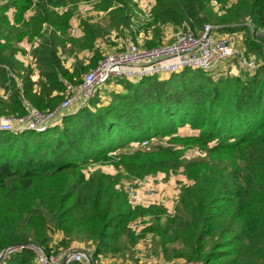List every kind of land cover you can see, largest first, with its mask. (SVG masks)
<instances>
[{
    "label": "trees",
    "instance_id": "1",
    "mask_svg": "<svg viewBox=\"0 0 264 264\" xmlns=\"http://www.w3.org/2000/svg\"><path fill=\"white\" fill-rule=\"evenodd\" d=\"M213 1L155 0L147 16L136 0H0V118L22 116L26 103L58 108L65 83L78 84L104 58L98 40L125 29L133 39L151 30L145 46L155 47L164 26L198 32L215 23L244 33L248 53L261 62L239 76L189 67L165 78L111 79L87 106L44 131L0 130V255L7 251L0 264H34V252L18 248L30 243L49 255L91 243L95 264L100 256H125L147 233L172 264H264V37L257 32L264 0H217L218 11ZM83 4L104 17L81 19L71 36ZM25 41L34 46L36 81L33 67L17 58ZM61 50L94 56L70 71ZM186 126L199 134L180 136ZM144 141L151 144L132 147ZM187 147L204 155L186 160L179 148ZM180 169L191 184L173 214L132 206L125 176ZM145 215L153 222L140 236L131 223Z\"/></svg>",
    "mask_w": 264,
    "mask_h": 264
},
{
    "label": "built area",
    "instance_id": "2",
    "mask_svg": "<svg viewBox=\"0 0 264 264\" xmlns=\"http://www.w3.org/2000/svg\"><path fill=\"white\" fill-rule=\"evenodd\" d=\"M153 6L151 5L149 9L143 11L145 15L149 16ZM213 6L217 10L220 8L217 0L213 1ZM249 27L253 31L250 24ZM257 32L259 36L264 37V28L258 29ZM244 41L242 32H223L209 24H206L198 32L188 29L185 33L180 34L174 42L155 47L141 45L129 35L117 50L105 55L95 68L83 75L78 84L65 83L67 94L58 108L52 111H40L30 103H26L25 113L22 116L0 118V130L44 131L61 120L71 110L76 108L80 110L84 107L111 79L132 80L133 77L140 79L160 72L172 73L188 66L211 71L229 62L231 64L236 62L241 69L253 73L261 62L255 54L248 53ZM150 144V141H144L141 144H134L132 147H148ZM126 190L130 200L137 195V190L134 187ZM149 192L153 195L159 191L157 188H149ZM148 241H151L150 236H148ZM18 248H27L34 252V264H62L64 260H66V264L73 262L89 264L88 255L74 248L55 255H49L42 247L31 243ZM8 252L10 253L12 250L9 249Z\"/></svg>",
    "mask_w": 264,
    "mask_h": 264
},
{
    "label": "rangeland",
    "instance_id": "3",
    "mask_svg": "<svg viewBox=\"0 0 264 264\" xmlns=\"http://www.w3.org/2000/svg\"><path fill=\"white\" fill-rule=\"evenodd\" d=\"M219 15H222V14H219ZM103 17H104V14L94 12L91 5H87V4L80 5L78 12L76 13L75 17L72 19V29L70 31V35L72 36L78 32L79 23L81 19H89L92 22H99L102 20ZM207 24L212 25L216 28H219L220 31L224 28V26H220L215 23H207ZM180 30L182 31V33L186 32V30H184L183 28H180ZM223 32H233V31H223ZM177 38L178 36L176 37V40ZM245 38L246 36L244 34V40ZM174 40L175 38L173 37V39H171L169 43L174 42ZM104 43H105L104 46L108 47L110 50L114 44V41H112L111 38H108L104 40L103 42H101V44H104ZM143 44L144 43H142L141 45ZM21 46H22L23 51L20 54L22 56H26V54H29V57L32 59V65H33L32 69L34 70V73H39V70L35 63V59L32 55V51L34 47L33 44L25 41L21 44ZM117 49L118 48L112 51H115ZM61 51H60V54L62 55V58L64 59L65 63H68L69 59L75 56L69 53H65L63 51L62 52L65 54H62ZM230 65H231V62L225 63L219 66L218 68L211 70L213 76L216 78L219 75L222 76V74H225L226 72L229 71L228 69H230L229 67ZM185 68H189V66L184 67L183 69ZM89 71H90L89 69L84 71L83 75H85ZM178 71H174L172 73H175ZM242 73L245 74L247 72H242ZM166 74H170V73L160 72L158 74L156 73L150 76L163 75V78H165ZM133 78L134 79L132 80H135V79L138 80L137 77H133ZM17 82L21 85V82L19 80H17ZM87 104L85 106H87ZM78 109L79 108L73 109L66 115L75 113L78 111ZM66 115H64L62 119L58 121H62ZM197 134H199V131L193 130L189 126L181 128L179 130L180 136L197 135ZM158 140H160V138H158ZM168 141L169 139L163 140L164 144H166ZM156 144H162V143H156ZM179 149L183 151L184 153L183 158L186 160L195 159L197 157L199 158L204 155L202 150H200L197 147H190V148L187 147L185 149L184 148H179ZM91 169H94V167ZM112 170L115 171V174L117 173L114 168ZM190 184L191 182L183 174L182 169L172 172L171 175L158 174L157 176L147 177L142 180L141 179H131L127 176H125L123 179V188L125 190L131 187H134L137 190V195L131 199V203L134 208L136 207L148 208L149 206H152V205H158V206H163L169 212L168 214H173L175 212V208L178 203V198L180 196L183 186L190 185ZM149 188H157L159 189L158 190L159 192L157 194L151 195L149 192ZM152 222H153V217L149 215H145V216L139 217L135 219L134 221H132L131 227L132 229L135 230L136 234L141 236L142 233L144 232L143 230L149 227L152 224ZM147 234L142 236L139 239L138 243H136V245L132 248L130 253L126 254L125 256H113V255L100 256L95 262V264H172L171 262L165 261L164 255L162 253V249L157 244V242L159 241V238L156 236V234L154 233H147ZM148 236L151 237L150 242L148 241ZM57 237L58 236H54V239H57ZM73 248L78 251L84 252L85 254L88 255L89 258H91L90 253L94 249V246L91 243H76L73 245ZM63 251L64 250L60 249L57 252V254ZM83 263L88 264L86 262H83Z\"/></svg>",
    "mask_w": 264,
    "mask_h": 264
},
{
    "label": "crops",
    "instance_id": "4",
    "mask_svg": "<svg viewBox=\"0 0 264 264\" xmlns=\"http://www.w3.org/2000/svg\"><path fill=\"white\" fill-rule=\"evenodd\" d=\"M136 1L139 3V7L142 11L149 9L151 5L155 4V0H136ZM215 10L217 11V9H215ZM129 33H130V31L128 29H125L121 33L120 32H114L109 37H107L106 39L111 38V40L114 41V44L110 50L108 47L104 46L105 43L101 44V42H103L106 39L98 40V42L96 44V48L99 49L102 56L104 57L105 55H107V53L113 52L112 50L118 48L123 43V41L129 36ZM180 34H182V31L179 28L174 27L172 25L164 26L163 27V44L169 43L170 40L173 39V37L176 40V37L179 36ZM152 38H153V33L151 30H149L147 32L142 31L136 36V40L140 44L144 43L143 45H145L147 42L151 41ZM109 46H111V45H109ZM93 56H94L93 52L84 51V52L79 53L78 55L71 57V59H69V62L64 63V64H65V67L67 69L72 71L74 66L76 65V63L78 61H81L84 63V65H87L90 63V60ZM17 58L20 61H22L25 64V66H29V65L33 66L32 65V59L29 57V54H26V56H22L21 54H19ZM229 67H230V69H228L229 71L226 72L225 74H222V75L234 74L235 76H239V75L243 74L242 72H246L245 70L241 69L240 66L238 65V63H236V62L232 63ZM38 78H39L38 73H34L33 80L36 81V80H38ZM112 87H114V86L112 85ZM3 95H4V90L1 89V87H0V96H3ZM98 168H101L103 170V172H105L107 174H111V175L115 174V171L112 170L113 167L99 166Z\"/></svg>",
    "mask_w": 264,
    "mask_h": 264
},
{
    "label": "water",
    "instance_id": "5",
    "mask_svg": "<svg viewBox=\"0 0 264 264\" xmlns=\"http://www.w3.org/2000/svg\"><path fill=\"white\" fill-rule=\"evenodd\" d=\"M26 245H27V244H26ZM6 252H7V251H4V252L1 253V255H0V261L3 259V257H4L5 254H6ZM62 264H66V260H64V261L62 262ZM89 264H94V263L92 262V259H91V258H89Z\"/></svg>",
    "mask_w": 264,
    "mask_h": 264
}]
</instances>
